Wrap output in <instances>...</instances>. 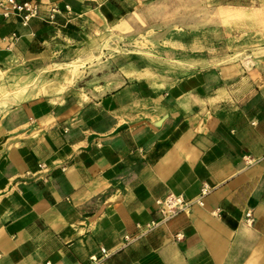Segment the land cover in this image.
<instances>
[{
    "label": "crops",
    "instance_id": "0c3cea01",
    "mask_svg": "<svg viewBox=\"0 0 264 264\" xmlns=\"http://www.w3.org/2000/svg\"><path fill=\"white\" fill-rule=\"evenodd\" d=\"M35 1L28 25L0 7V72L78 83L3 100L0 264H264V73L231 62L171 80L133 56L91 63L93 38L160 0ZM171 194L192 205L165 219Z\"/></svg>",
    "mask_w": 264,
    "mask_h": 264
},
{
    "label": "rangeland",
    "instance_id": "374dc122",
    "mask_svg": "<svg viewBox=\"0 0 264 264\" xmlns=\"http://www.w3.org/2000/svg\"><path fill=\"white\" fill-rule=\"evenodd\" d=\"M123 21L129 26L125 23L117 31L115 25L107 26L92 39L89 46L96 45L98 53L88 61L102 64L133 56L145 76L171 80L197 68L231 62L243 64L254 77L264 73V0H160ZM72 72L73 78L84 80L85 63L76 62ZM31 82L40 91L52 87L60 92L78 83L66 78L53 86L43 74L31 81L26 74L0 72V102Z\"/></svg>",
    "mask_w": 264,
    "mask_h": 264
},
{
    "label": "built area",
    "instance_id": "2783aa9c",
    "mask_svg": "<svg viewBox=\"0 0 264 264\" xmlns=\"http://www.w3.org/2000/svg\"><path fill=\"white\" fill-rule=\"evenodd\" d=\"M0 7L4 9V16L10 17L11 15L16 16L21 20L24 25H28L32 20L37 18H42V12L40 4L33 1H19V0H0ZM67 11H70L69 6L66 7ZM60 12L58 7H53L50 14L47 17L49 23H55L56 16ZM250 162L249 160L247 161ZM45 166L40 165L43 169ZM211 188L209 185H204L201 191V195L197 200L199 205H204V198L210 193ZM160 207V212L163 214L165 219H169L181 212H188L192 205L191 201L185 199L182 195L171 194L165 199L157 201ZM247 222L253 224L255 219L252 211L246 214ZM127 240H130L128 237ZM102 252L106 254V250L103 249ZM92 260H97L95 257Z\"/></svg>",
    "mask_w": 264,
    "mask_h": 264
},
{
    "label": "bare ground",
    "instance_id": "6f19581e",
    "mask_svg": "<svg viewBox=\"0 0 264 264\" xmlns=\"http://www.w3.org/2000/svg\"><path fill=\"white\" fill-rule=\"evenodd\" d=\"M125 23H122L120 26H118V27H120V29H123V27H125ZM128 27V26H127ZM117 28V27H116ZM80 71V70H79ZM79 73V72H78ZM6 99V98H5ZM8 100V99H7ZM9 102V101H8ZM10 103V102H9ZM4 106H6V102H4V101H2V102H0V109L1 108H3Z\"/></svg>",
    "mask_w": 264,
    "mask_h": 264
}]
</instances>
